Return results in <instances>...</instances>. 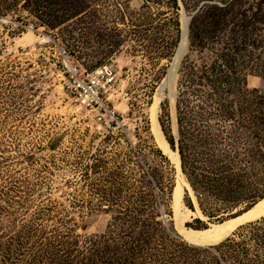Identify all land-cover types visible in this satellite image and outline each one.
I'll return each mask as SVG.
<instances>
[{"label": "rangeland", "instance_id": "1", "mask_svg": "<svg viewBox=\"0 0 264 264\" xmlns=\"http://www.w3.org/2000/svg\"><path fill=\"white\" fill-rule=\"evenodd\" d=\"M203 2L158 103L179 172L152 110L182 17ZM63 62L115 67L110 126L66 95ZM261 145L264 0H0V264H264V236L249 228L222 258L221 243L186 241L173 197L182 174L185 228L232 219L264 198V182L226 178L196 195L180 152L187 169L228 177L264 160Z\"/></svg>", "mask_w": 264, "mask_h": 264}, {"label": "bare ground", "instance_id": "2", "mask_svg": "<svg viewBox=\"0 0 264 264\" xmlns=\"http://www.w3.org/2000/svg\"><path fill=\"white\" fill-rule=\"evenodd\" d=\"M186 17H187L186 15L182 17V28H184L185 26ZM185 45H186V38L183 37L181 39V42L177 49L175 57L173 58V62H172L173 65L170 69V74L168 78L166 80L164 79L161 85L159 86V89L156 94V102L152 110L153 128L159 139L158 142H160V145L162 146L163 150L168 154L170 159L173 161V163L178 168L179 172H180L179 155L178 153H174L169 149V146L164 140L163 134L161 133L159 125H158V103L161 99L165 97L166 91L170 87V84L173 82V77H172V72L174 68L173 66L177 62L178 57L182 51V48ZM183 187H184V177L182 176V174H180V180L177 186L175 187L174 193H173V197L175 200L177 226L179 227L181 234L183 235V238H185V240L193 244L215 245L219 243L221 240L228 237L237 227L243 226V224L245 223L253 222L261 218H264V199H262L261 201L256 203L252 209H250L247 212H244V214L242 213L238 215L237 217L224 221L220 224L213 225L208 228H203L199 230L185 228L184 226H182V223L185 217L181 213V210L183 208V204H182Z\"/></svg>", "mask_w": 264, "mask_h": 264}, {"label": "built area", "instance_id": "3", "mask_svg": "<svg viewBox=\"0 0 264 264\" xmlns=\"http://www.w3.org/2000/svg\"><path fill=\"white\" fill-rule=\"evenodd\" d=\"M116 86L117 74L112 64L86 69L71 62H63L62 89L73 102L96 114L100 128L111 125L108 118L112 113L107 97L115 93ZM121 98L125 102L129 101L128 94H122Z\"/></svg>", "mask_w": 264, "mask_h": 264}, {"label": "trees", "instance_id": "4", "mask_svg": "<svg viewBox=\"0 0 264 264\" xmlns=\"http://www.w3.org/2000/svg\"><path fill=\"white\" fill-rule=\"evenodd\" d=\"M261 151H262V145H261ZM262 153L264 155V151H262ZM180 154H181V158H182V169L186 173V175L188 177V183H189L188 184L187 181L185 180V186L190 192H193L196 195L199 192H204L203 190H205L211 183H216L217 181L222 182L226 178H234L235 180L237 179V181L248 179V180L254 181L255 183H259V184L261 182H264V160L260 159V161L251 162L250 165L243 170H239V168H238V172H234L232 170L230 173H227L228 177H225V175L223 176L222 174L212 173L211 175H213V177L210 178L207 175L205 176L203 174V172L198 171L194 167H190V168L188 167V169H187L186 160L188 157L186 156V154L183 151H181ZM214 174H216V175H214ZM221 176H222V178H221ZM261 185H263V187H264V184H261ZM190 187H191L192 191H191ZM262 194H264V193H260L259 196H261ZM251 197H252V191L250 193H247L246 195H244L245 199H250ZM261 200L262 199H259L256 203H258ZM255 204H253L250 208L243 211L242 213L244 214V212H247L250 209H252L255 206ZM198 213H199V211H198ZM242 213H240V214H242ZM261 219H263V220L261 221ZM261 219H259L260 221H255V222L250 223L246 226H239L236 229L244 230V229L249 228L254 233V236H264V218H261ZM230 241H231V239L227 238L223 242H221L220 245L215 247V249L217 251H219L218 255H220L221 258H222L221 248L226 247V246L228 247L227 243L228 242L230 243ZM262 259L264 261V256L262 257Z\"/></svg>", "mask_w": 264, "mask_h": 264}, {"label": "water", "instance_id": "5", "mask_svg": "<svg viewBox=\"0 0 264 264\" xmlns=\"http://www.w3.org/2000/svg\"><path fill=\"white\" fill-rule=\"evenodd\" d=\"M205 4V2H203V3H201L200 4V6L194 11V12H192L189 16H187L186 18H185V26H184V28H182V32H181V39L183 38V37H185L186 38V45L182 48V51H181V53H180V55H179V57H178V60H177V62L175 63V65L173 66L174 68H173V72H172V77H173V85L175 86V82H176V78H177V72H178V69H179V66H180V63H181V61L183 60V58L185 57V55H186V53H187V51H188V32H189V22H190V20L192 19V17L199 11V9L203 6ZM169 74H170V71H169V73H168V75H167V77L165 78V80L168 78V76H169ZM172 96H174V89L172 90ZM239 214H236L234 217H237ZM234 217H232V218H234ZM256 221H258V220H256ZM253 222H255V221H253ZM249 223H252V222H249ZM249 223H245V224H243V226H245V225H248ZM227 238V237H226ZM185 239V238H184ZM224 240V239H223ZM187 241V240H186ZM222 241V240H221ZM221 241L219 242V243H221ZM189 242V241H188ZM189 243H191V242H189ZM219 243H217V244H219ZM191 244H193V243H191ZM193 245H197V246H203V247H209V246H213V245H198V244H193ZM216 245V244H215Z\"/></svg>", "mask_w": 264, "mask_h": 264}]
</instances>
